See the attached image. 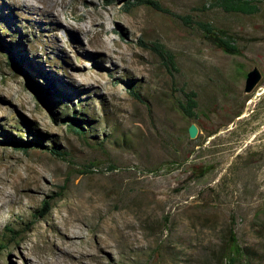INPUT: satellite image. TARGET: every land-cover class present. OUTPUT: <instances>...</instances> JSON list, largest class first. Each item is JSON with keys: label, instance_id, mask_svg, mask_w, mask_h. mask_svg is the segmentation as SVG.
<instances>
[{"label": "rangeland", "instance_id": "obj_1", "mask_svg": "<svg viewBox=\"0 0 264 264\" xmlns=\"http://www.w3.org/2000/svg\"><path fill=\"white\" fill-rule=\"evenodd\" d=\"M136 1L0 0V37L25 61L12 70L0 52V264H247L225 258L230 227L249 264H264V0L253 15ZM184 16L234 36L241 56ZM254 68L261 79L246 94ZM31 80L54 85L55 120ZM188 92L195 119L178 109ZM73 110L87 140L67 128ZM199 166L211 171L197 179Z\"/></svg>", "mask_w": 264, "mask_h": 264}, {"label": "trees", "instance_id": "obj_2", "mask_svg": "<svg viewBox=\"0 0 264 264\" xmlns=\"http://www.w3.org/2000/svg\"><path fill=\"white\" fill-rule=\"evenodd\" d=\"M136 3L139 5H146L150 6L154 10L166 13V10L161 8V6L152 0H137ZM258 3L257 0H208L206 4L203 5V10H208L209 8H219L222 11L226 13H240L244 15H253L257 13L258 7L256 6ZM109 4V2L107 3ZM130 4L128 3V6ZM207 5V6H206ZM183 25L186 27H195L197 28L204 38V40L208 43H210L212 46H214L216 49L220 50L222 53L230 56H241V50L239 47L235 44V37L231 34H228L226 31L218 29L214 27L209 22L204 21H192L189 16L179 17ZM9 36L15 37L20 35V31H10L8 33ZM160 46L158 45H152V50L155 52L161 54L162 51H160ZM0 52L6 54V62L9 65V67L12 70L21 72L25 67V61L22 57H19L16 52L12 49L9 43L5 42L3 38L0 37ZM11 55V56H10ZM168 59L170 64L173 66V56L171 54L168 55ZM29 69V66H28ZM38 77L41 79H45L43 74H38ZM38 78V79H39ZM29 87L32 93L34 94L35 98L42 103L46 109L48 110L49 114L51 115L52 119L55 120V112L53 105L49 103L47 96L48 93L53 91L54 85L52 82L47 81L46 88L40 85V83L36 80L29 81ZM129 93L132 96L135 101L139 103H144L145 100L140 95V92L138 91L137 84L130 83L128 86ZM185 101L182 104H179L178 109L180 113L189 118V119H195V112L194 110L197 108V102L195 100L196 95L194 92H188L184 94ZM81 113H78L76 111H72L70 114V117L66 115V125L67 128L79 136L81 139L87 140L91 135L89 132L91 131L90 127L85 128V124L82 123V119L79 117L81 116ZM9 145L13 147H21L23 149H28L31 147H43L44 150H49L53 155L61 156V154L57 151L56 147L48 148L43 146L41 143L30 141V142H21V141H14L9 140L7 141ZM193 175L195 178L199 179L202 178L204 175H206L208 172L211 171L210 166H199L197 168H193ZM48 207V203L44 202L43 206L41 207L40 213L42 211L46 210ZM39 213V214H40ZM39 217L38 214L34 215V219ZM233 218L232 221L233 222ZM8 233L10 234H17L14 230L8 229ZM5 243L3 240L0 242V250L4 248ZM225 258L229 261H236L237 259H244V261L249 264V258L253 256L252 250H249L248 248L241 247L238 243L236 234L234 233L233 228H229L228 230V237H227V243H226V254Z\"/></svg>", "mask_w": 264, "mask_h": 264}, {"label": "water", "instance_id": "obj_3", "mask_svg": "<svg viewBox=\"0 0 264 264\" xmlns=\"http://www.w3.org/2000/svg\"><path fill=\"white\" fill-rule=\"evenodd\" d=\"M260 79H261V74L256 68L249 71L245 77L244 92L246 94L250 93L256 87ZM188 135L191 139H194L196 137L197 129L195 126L189 127Z\"/></svg>", "mask_w": 264, "mask_h": 264}, {"label": "bare ground", "instance_id": "obj_4", "mask_svg": "<svg viewBox=\"0 0 264 264\" xmlns=\"http://www.w3.org/2000/svg\"><path fill=\"white\" fill-rule=\"evenodd\" d=\"M49 6H50V9L54 10L55 5L50 4ZM85 18H86V17L83 16V19H82V20H85ZM96 24H97V23H96ZM80 28H81V27H80ZM80 28H79V29H80ZM86 28H87V27H86ZM86 28H85V29H86ZM80 30L82 31V29H80ZM80 30H79V31H80ZM83 32H84V31H83ZM86 32H87V31H86ZM73 239H74V238H73Z\"/></svg>", "mask_w": 264, "mask_h": 264}]
</instances>
